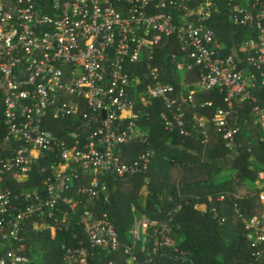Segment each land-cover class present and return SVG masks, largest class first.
I'll return each mask as SVG.
<instances>
[{"label":"built area","instance_id":"obj_1","mask_svg":"<svg viewBox=\"0 0 264 264\" xmlns=\"http://www.w3.org/2000/svg\"><path fill=\"white\" fill-rule=\"evenodd\" d=\"M223 8L229 22L256 36L226 50L208 23ZM164 36L179 41V53H170L173 70L153 62ZM192 71L197 81L189 82ZM211 90L223 94L226 108L210 120L195 109L211 102L198 104L195 94ZM159 99L168 132L198 136L206 145L212 124L229 153L238 155V102L250 101L246 122L264 130V0H0V264H46L30 232L55 236L74 223L87 243H63L60 264H92L96 251L115 255L121 249L131 264H138L139 250L156 264L155 256L179 251L173 217L137 214L130 244L122 243L100 198L109 201L101 176L149 168L153 149L126 159V146L149 143L141 122ZM55 119L68 123L49 128ZM33 170L50 174L29 187ZM83 177L89 178L85 184ZM256 186L261 213L237 211L259 258L263 169Z\"/></svg>","mask_w":264,"mask_h":264},{"label":"trees","instance_id":"obj_2","mask_svg":"<svg viewBox=\"0 0 264 264\" xmlns=\"http://www.w3.org/2000/svg\"><path fill=\"white\" fill-rule=\"evenodd\" d=\"M208 23L217 31L226 50L243 39L256 36L255 30L229 22L225 8L215 13ZM171 51L179 53V41L173 36H164L157 48L154 64L162 68L169 66L173 70ZM188 76L189 82L197 81V72L192 71ZM164 78L172 80L165 74ZM195 101L198 104L211 102L195 109L210 120L219 109L226 108L223 94L217 90L197 92ZM236 107L235 120L240 126L237 139L241 147L239 154L233 157L212 124L208 126L211 138L206 145L198 136L186 137L179 131L168 132L160 118L165 107L160 99L155 101V107H150V115L144 116L141 122L149 132V143L126 146V159L153 149L149 168L123 177L101 176V182L109 193V207L103 211L115 223L122 243L130 244L129 232L137 214L158 219L173 217L179 251H173L172 258L155 256L156 264H264V251L259 258L252 255L245 224L239 214L251 217L262 210L256 178L258 171L264 170V130L246 122L251 117L249 100L238 102ZM192 112L189 108L188 116ZM64 123L68 121L55 119L49 128L56 129L58 124ZM2 137L3 130L0 129V141ZM207 157L211 158L210 162ZM42 163L47 161L42 160ZM222 164L232 166L235 175L222 181L215 178ZM48 174L50 172L41 174L33 170L25 184L36 187ZM87 179L83 177L81 184L87 183ZM222 195L224 199L221 200ZM79 209L82 210V206ZM73 225L69 230L58 231L55 236L51 232H30L31 240L43 249L46 264H60L63 243L78 245L81 239L87 243L80 227L76 223ZM75 233L77 237L73 236ZM148 247L153 248V245L149 243ZM137 255L138 264H152L146 252L139 250ZM111 258L115 260L114 264H127L128 255L123 249L115 255L96 251L92 264H101Z\"/></svg>","mask_w":264,"mask_h":264},{"label":"crops","instance_id":"obj_3","mask_svg":"<svg viewBox=\"0 0 264 264\" xmlns=\"http://www.w3.org/2000/svg\"><path fill=\"white\" fill-rule=\"evenodd\" d=\"M210 160H211V158L210 157H207V161L210 162ZM221 166H222V168L219 169V171L216 173L215 178H219L222 181V179H225L226 180L229 177L235 175V172L236 171H235L234 168H232V166H227V165H224L223 166V164Z\"/></svg>","mask_w":264,"mask_h":264},{"label":"water","instance_id":"obj_4","mask_svg":"<svg viewBox=\"0 0 264 264\" xmlns=\"http://www.w3.org/2000/svg\"><path fill=\"white\" fill-rule=\"evenodd\" d=\"M101 200L103 201V208L107 209L109 207V202L105 200V196L101 194Z\"/></svg>","mask_w":264,"mask_h":264},{"label":"rangeland","instance_id":"obj_5","mask_svg":"<svg viewBox=\"0 0 264 264\" xmlns=\"http://www.w3.org/2000/svg\"><path fill=\"white\" fill-rule=\"evenodd\" d=\"M235 172V171H234ZM127 264H131V262L129 261V260H127V262H126Z\"/></svg>","mask_w":264,"mask_h":264}]
</instances>
